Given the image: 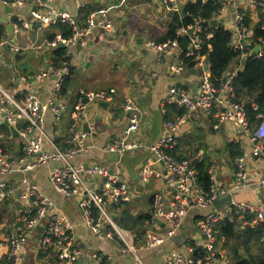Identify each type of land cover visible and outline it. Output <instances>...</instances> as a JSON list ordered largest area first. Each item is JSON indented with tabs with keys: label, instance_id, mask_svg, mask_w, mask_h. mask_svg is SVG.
Returning a JSON list of instances; mask_svg holds the SVG:
<instances>
[{
	"label": "built area",
	"instance_id": "built-area-1",
	"mask_svg": "<svg viewBox=\"0 0 264 264\" xmlns=\"http://www.w3.org/2000/svg\"><path fill=\"white\" fill-rule=\"evenodd\" d=\"M30 1L33 6L31 15L41 25L62 22L72 27V36H57L55 42L59 45L80 44L84 47L95 29L101 28L110 36L117 28L110 15V8L90 11L86 25L81 26L75 19L76 16L58 9L54 0H3L5 4L13 6H23ZM209 1L202 0V3ZM213 1L217 9L212 17L195 18L191 25L180 28L174 38L163 41L151 39L146 42L147 48L161 59L180 52L182 62L172 68L174 72L185 70L183 55L186 52V55H197L200 58L198 63L203 66L197 89L173 86L168 90L161 101V112L166 116L162 135L151 146L133 139L142 125L143 110L135 100L128 99L123 110L130 114L129 124L119 136L112 139L108 147L109 151L120 154L142 147L155 153L156 159H151L143 170V180L148 181L155 175L164 179L169 188V195L160 190L154 193L153 216L147 221L142 239L133 229L122 226L113 215V209L132 202L137 197L136 189L122 178L120 166L117 165L116 169L111 170L107 165L98 162L73 161L77 153L91 147L90 139L97 133L95 126L85 131L76 121L87 117L89 102L112 103L117 96V90L82 89L79 92L74 119L69 129L68 146L62 148L48 133L45 120L48 112L60 118L67 110L63 90L73 77L71 65H53L50 73L40 74L41 82L49 77L54 78L44 100L35 91L27 93L23 98L18 97L0 82V109L7 113L9 121L17 127L24 140V152L19 157L10 149L0 146V195L12 196L17 191V186L4 179V176L20 174L17 183L22 186V209L13 222L10 234L6 239L0 238V249L8 246L3 264L23 263L27 238L34 233L36 236L38 226L44 227L39 238L41 264H108L112 259L106 253L93 252L88 255L74 238L76 224L73 220L64 213L54 212V200L29 178V172L49 163L53 164L49 171L52 188L76 201L84 223L94 235L119 239L121 253L131 254L135 264H147L139 249L156 248L178 234L189 209L213 207V201L220 195L231 194L234 197L235 192L248 186L261 193L259 201L236 202L234 199L224 209L213 208L200 215L196 220L199 235L193 245L187 252L173 251L168 264H231L218 246L219 226L226 218L239 219L244 225L262 229L264 234V174L253 176L249 166L250 155L260 159L264 166V112L258 113L255 120L251 121L244 104L236 97L235 88V80L243 69L245 60L249 56H264V37L255 40L256 24L252 23L255 17H259V27L264 31V0ZM165 3L173 14L182 16L181 0H165ZM213 21L217 22L214 24ZM220 28L232 31V45L239 51V55L236 68L228 70L219 83H215L206 56L200 57V51L205 40L212 39L215 31ZM186 34L189 46L183 50L180 45ZM2 44L4 42L0 40V46ZM257 46L259 51H256ZM213 110L217 114L214 130L222 131L229 123H234L239 128V134L244 137L245 145H242V153L233 158L234 183L230 186L218 185L216 168L211 165V186L206 190L193 159L179 158L168 148L177 145V136L182 126L204 119ZM199 248L201 251L196 252Z\"/></svg>",
	"mask_w": 264,
	"mask_h": 264
},
{
	"label": "crops",
	"instance_id": "crops-1",
	"mask_svg": "<svg viewBox=\"0 0 264 264\" xmlns=\"http://www.w3.org/2000/svg\"><path fill=\"white\" fill-rule=\"evenodd\" d=\"M188 3L189 0H181V8L184 9ZM54 5L61 11L65 10L76 16L81 26L84 23L86 25L90 11L110 8V15L117 28L110 36L101 28L95 29L84 47L80 44L59 45L55 41L58 35H63L61 30L57 28V24L38 23L31 15L33 9L31 1L23 6H13L0 0V40L4 42L0 46V75H2L0 82L18 97L23 98L27 93L35 91L44 100L54 78L49 77L45 82H41L40 74L50 73L53 65L56 67L71 65L73 77L67 82L66 92L63 93L67 110L60 118L48 112L45 120L48 133L62 148L68 146L69 129L74 119L79 92L82 89L97 91L115 88L117 90L115 100L107 108L101 106L100 101L89 102L87 117L76 121L81 129H85L86 125L95 126L97 133L90 139L91 147L77 153L73 161L98 162L107 165L111 170L116 169L117 165L120 166L122 178L136 189L137 197L132 202L113 209V215L116 220L121 219L120 222H130V227L134 228L138 219L133 218L143 213H153L154 193L160 190L169 195L170 191L164 179L155 175H152L148 181L143 180L145 166L151 159H156L155 153L149 149L142 147L124 154L108 150L112 139L119 136L129 124L130 114L124 112L123 105L128 99H133L141 105L143 122L133 139L151 146L162 135L166 119L161 112V101L164 96L173 86H187L196 90L203 66L198 62L192 67L184 63V71L174 72L172 68L182 62L180 52L161 59L147 48L148 40L163 41L176 15L167 8L165 0H54ZM252 23L259 25V17H255ZM59 48L65 49L62 56L55 54ZM237 64L238 58L229 71L235 69ZM216 120L217 114L213 110L204 119L182 126L177 136V145L168 150L176 156H190L194 163L195 160L202 161L207 158L216 168L218 185L230 186L235 181V170L228 144L239 143L242 151L245 139L239 134L237 131L239 128L234 123H229L222 131L214 130L213 125ZM208 130L215 135L219 132L223 133L224 141L221 139L209 142ZM0 146L10 149L17 157L24 152L23 138H15L9 127L3 123L1 116ZM46 146L50 149L48 143ZM192 154L194 156H191ZM52 166L53 164L49 163L29 172V178L54 200V212L64 213L73 220L76 224L74 238L85 252L88 255L93 252L106 253L112 257L108 264H135L131 254L121 253L119 239L94 235L84 223L76 201L52 188L49 180ZM249 166L253 176L264 174L263 163L257 157L249 156ZM19 177L20 174L3 177L14 183L17 191L12 196L0 195V213L3 215L0 238L6 239L10 234L13 222L22 209L20 197L22 186L17 183ZM234 195L236 202L256 203L261 198V193L250 186L235 192ZM225 206L220 209H224ZM213 208L189 209L178 234L156 248L139 249L142 258L147 264H168L169 256L173 251H189L199 235L196 227L197 218ZM129 218H132L133 222ZM235 220L240 232H244L247 228L260 229L244 225L239 219L232 221ZM146 226L147 221L142 224L140 232H144ZM34 234L27 238L22 264H41L39 238ZM263 236L264 234L261 238L262 252L264 251ZM139 237L144 238V234H139ZM235 245L234 242L233 247ZM218 246L225 254L227 250L221 248L219 240ZM7 251L6 245L0 249V264L5 261ZM234 262L235 260L231 264Z\"/></svg>",
	"mask_w": 264,
	"mask_h": 264
},
{
	"label": "trees",
	"instance_id": "trees-1",
	"mask_svg": "<svg viewBox=\"0 0 264 264\" xmlns=\"http://www.w3.org/2000/svg\"><path fill=\"white\" fill-rule=\"evenodd\" d=\"M217 9V5L213 0L203 4L202 0H196L195 2H189L183 9L182 16L176 14L173 21L167 30V34L163 40L168 38H174L177 35V31L180 28L188 27L193 23L195 18L204 16L212 17L213 13ZM79 21V20H78ZM85 23L82 25L84 26ZM57 28L61 30L64 37H70L73 35V29L67 23H58ZM232 31L225 28H220L215 31L214 36L210 40H205L202 49L200 51V57L206 56V61L209 63L210 74L215 83H219L221 78L231 69L233 62L236 61L239 55V51L232 45ZM259 37H264V31L260 29L259 25H255V40ZM1 38V37H0ZM162 41V40H159ZM65 52L64 48H59L55 51L57 56H62ZM183 55L184 62L187 66L192 67L195 65L200 58L197 55ZM68 61V59H65ZM64 60V61H65ZM2 75H0L1 79ZM68 85V83L66 84ZM65 85V86H66ZM236 97L242 102L247 110L248 117L251 121H254L256 115L259 112L264 111V56L258 58L255 56H249L244 63L243 69L239 72L235 80ZM67 86L64 87L63 92L65 93ZM257 106V108H256ZM172 111L169 112V115ZM231 157L234 158L236 155L241 154L240 144L231 142L228 144ZM183 158L185 156H177ZM210 162L207 158L202 161L195 160V166L198 171L200 181L204 189L209 190L211 186L210 179ZM152 218V214L143 213L138 217L135 222L134 228L130 227V222L125 223L117 220L122 226L129 227L136 230L140 235L144 232H140L142 224ZM132 218H129L133 222ZM219 226V238L234 241L236 247L233 249L234 264H264V251L262 252L261 238L262 229L253 230L247 228L244 232L236 227L237 220L232 221L226 219ZM3 222V215L0 213V225ZM245 249L247 254H242L241 250ZM255 251H258L257 253Z\"/></svg>",
	"mask_w": 264,
	"mask_h": 264
},
{
	"label": "water",
	"instance_id": "water-1",
	"mask_svg": "<svg viewBox=\"0 0 264 264\" xmlns=\"http://www.w3.org/2000/svg\"><path fill=\"white\" fill-rule=\"evenodd\" d=\"M76 20H78L77 17H76ZM213 22L215 24L217 21H213ZM192 32H193V30L190 31V33H192ZM60 45H62V44H60ZM180 46H181V48L183 50L187 49V47L189 46V38H188V35L187 34L183 36V40H182ZM256 49H257L256 51H259V47L258 46H257ZM100 105L107 108L110 105V103L109 102H106V101H101L100 102ZM0 116L3 118V123L7 127H9V129L12 132L13 136L15 138H20L21 137V134H20L19 130L17 129V127L14 124H12L9 121V118L7 116V113L5 111H3L2 109H0ZM85 131H89V127L87 125L85 126ZM233 200H234V197L231 194L226 195V196L220 195L218 198H216L213 201V207L214 208H220L223 205H227V204L232 203ZM43 231H44V227L43 226H38L37 227V237L38 238H40V236L43 233ZM197 251H201V248L197 249L196 252Z\"/></svg>",
	"mask_w": 264,
	"mask_h": 264
},
{
	"label": "rangeland",
	"instance_id": "rangeland-1",
	"mask_svg": "<svg viewBox=\"0 0 264 264\" xmlns=\"http://www.w3.org/2000/svg\"><path fill=\"white\" fill-rule=\"evenodd\" d=\"M79 73H80V70H79ZM223 133L219 132L218 134H214L212 133L210 130H208V134H207V139L210 141L212 140H223L224 141V137H223ZM191 156H194V154H192ZM188 158H190V156H188ZM192 158V157H191ZM237 197V196H236ZM234 198H235V195H234ZM219 240V244H221V248L224 250L226 249L227 251L225 252L226 256H228V260L230 263H233L234 259H233V252H234V248L237 246L235 245V247H233L234 245V242L231 241V240H228V239H220L218 238ZM231 249V250H230ZM241 253L242 254H246V250L245 249H242L241 250Z\"/></svg>",
	"mask_w": 264,
	"mask_h": 264
},
{
	"label": "bare ground",
	"instance_id": "bare-ground-1",
	"mask_svg": "<svg viewBox=\"0 0 264 264\" xmlns=\"http://www.w3.org/2000/svg\"><path fill=\"white\" fill-rule=\"evenodd\" d=\"M175 156H176V155H175ZM187 158H188V157H187ZM210 166H211V165H210ZM217 198H218V197H217ZM153 201H154V200H153ZM153 203H154V202H153ZM227 205H228V204H227ZM223 206H224V205H223ZM221 207H222V206H221ZM221 207H220V208H221ZM214 209H219V208H214ZM152 216H153V213H152ZM226 219H229V218H226ZM226 219H224V220H226ZM224 220H223V221H224ZM230 220H232V219H230ZM223 221H221V223H222ZM221 223H220V224H221ZM145 231H146V228H145Z\"/></svg>",
	"mask_w": 264,
	"mask_h": 264
}]
</instances>
